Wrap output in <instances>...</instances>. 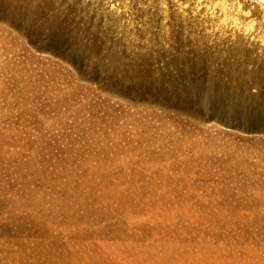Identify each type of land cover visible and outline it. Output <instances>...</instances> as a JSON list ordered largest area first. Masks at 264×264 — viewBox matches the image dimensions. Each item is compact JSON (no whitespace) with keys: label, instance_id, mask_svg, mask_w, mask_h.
<instances>
[{"label":"rangeland","instance_id":"rangeland-1","mask_svg":"<svg viewBox=\"0 0 264 264\" xmlns=\"http://www.w3.org/2000/svg\"><path fill=\"white\" fill-rule=\"evenodd\" d=\"M0 264H264V0H0Z\"/></svg>","mask_w":264,"mask_h":264}]
</instances>
